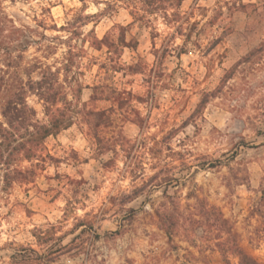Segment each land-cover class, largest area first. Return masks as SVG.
<instances>
[{
  "label": "rangeland",
  "instance_id": "rangeland-1",
  "mask_svg": "<svg viewBox=\"0 0 264 264\" xmlns=\"http://www.w3.org/2000/svg\"><path fill=\"white\" fill-rule=\"evenodd\" d=\"M106 1L0 0L5 33L31 40L24 65L56 69L75 47V102L96 111L47 137L45 160L20 162L31 181L0 182V264L21 247L43 252L33 233L52 226L51 244L66 248L51 264H237L216 245L223 219L264 262V0H183L200 46L181 54L184 37L161 17L144 23ZM90 34L125 44L98 49Z\"/></svg>",
  "mask_w": 264,
  "mask_h": 264
},
{
  "label": "trees",
  "instance_id": "trees-1",
  "mask_svg": "<svg viewBox=\"0 0 264 264\" xmlns=\"http://www.w3.org/2000/svg\"><path fill=\"white\" fill-rule=\"evenodd\" d=\"M106 2L110 8L124 4L136 20L144 23H152L153 19L161 17L166 25L174 28L172 37L177 34L184 37V44L174 47L179 54L186 50V45L190 42L200 46L198 41L192 39L198 22H191L190 16L182 13L183 0H111ZM6 20L10 19L0 9V114L2 116L0 120V182L3 183L1 187L3 190H8L17 181H31L34 171L29 167H22L20 162L34 159L45 160L43 150L47 137L59 134L63 129L74 124L78 118L89 122L91 116L96 114V111L88 109V103L80 107L79 103L75 102L80 101L79 92L82 87V83L74 75L69 76L74 66V56L77 54L75 47L70 45L65 63L56 69H53L51 65H45L42 61L24 65L25 52L31 40L21 28L15 25H12L9 33L6 34ZM88 38L95 48L102 49L103 46H107L108 51L114 53L125 44L123 40L115 41L108 36L99 39L90 34ZM63 70L65 77L61 78ZM36 71L39 73L37 78L33 75ZM98 88L100 86H95L97 93ZM68 92H71L72 99H69ZM111 92L115 101L121 103V108H124L127 103L126 95L115 89ZM31 95H36L42 102L43 118L38 117L37 109L29 103L28 97ZM206 103L207 100L202 99L198 107L202 108ZM116 142L123 149L126 148L125 138L117 139ZM163 220L164 224H168L167 233L171 237L175 222L170 223L167 217ZM194 222L198 221L194 219ZM222 225L227 237L216 245L221 246L220 250L225 259L228 260V255L233 254L239 259L237 264H264L240 244L237 233L228 219H223ZM53 228L54 226L51 229L37 228L33 233L43 252L32 247H21L13 255L14 263L51 264L56 254L66 248L65 245H61L60 248L55 249L51 244V240L54 239Z\"/></svg>",
  "mask_w": 264,
  "mask_h": 264
}]
</instances>
